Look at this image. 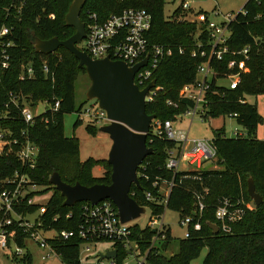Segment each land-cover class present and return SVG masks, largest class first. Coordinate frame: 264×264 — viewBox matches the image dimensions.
<instances>
[{
    "label": "trees",
    "instance_id": "trees-1",
    "mask_svg": "<svg viewBox=\"0 0 264 264\" xmlns=\"http://www.w3.org/2000/svg\"><path fill=\"white\" fill-rule=\"evenodd\" d=\"M72 0H0V29H12L9 36L14 42L9 51L10 66L0 76V111L7 100V94L27 97L32 106L59 101L57 112H46L37 116L32 124L25 125L17 112L12 111L10 120L0 119V127L9 128L13 135L19 137L21 131H26L28 140L38 148L35 168L25 171L38 186H51L50 176L56 172L61 180L69 185L79 183L90 187L95 184H110L111 167L106 160L88 159L80 162L77 158L79 145L76 138H66L63 134V116L74 112V84L77 76L85 73L78 67V61L64 48H58L54 53L43 56L35 52L33 44L36 39L49 40L57 37L60 41L74 34L73 28L65 26V15ZM164 0H86L80 13V20L86 24V14H95L99 20H104L110 14H118L124 9H143L152 17L151 30L148 35L150 44L175 46L170 57L160 63L152 80L158 88L153 100L146 104V113L154 115L163 122L172 120L184 111L183 106L168 107L166 101L178 102V92L186 84L193 83L196 78V68L199 58H192L198 30L195 24L169 22L163 13ZM2 7H8V13L2 12ZM244 15L239 13L236 21L231 24L230 49L234 51L249 47L246 67L238 89L229 91L216 89L210 96L209 118L216 119L230 114H236L235 122L245 131L244 137L225 136L224 128L213 132V144L216 148L217 165L219 169H203L201 171L177 172L174 175L164 169L166 150L173 143L165 139L152 137L147 145L153 154L147 157L144 175L146 180L139 179L140 187L131 186L132 199L141 207H146L152 216L163 213V206L144 201V192L157 194V189L151 187L157 179L173 180V188L167 199L166 209L180 211V218L191 216L195 209L194 196L204 195L206 209L201 218V229L192 232L189 238L178 242L177 252L166 256L164 253L170 247L173 239L165 230L164 244L154 247L148 254L149 264H191L206 249L203 264H264V141L255 137L256 126L260 122L254 105L245 102L244 94H259L264 90V0H247L243 5ZM204 30V27H200ZM71 32V33H70ZM202 38H207L204 32ZM184 49L179 54L177 48ZM229 58H225V61ZM46 63L48 73L43 70ZM30 66L33 77L20 81L22 67ZM218 68V67H217ZM222 67L220 66V69ZM215 89V88H214ZM216 92V93H215ZM224 94L223 99L221 95ZM82 107L77 110L80 113ZM80 122H75L76 127ZM86 127L89 134H96L95 125L89 123ZM151 140V142H149ZM102 167L103 174L94 177L92 170ZM141 168H138V171ZM22 170V165L15 156L0 157V179L10 176L14 171ZM142 171V169H141ZM252 178L255 191L262 198V204L247 211L244 218L232 226L229 235H213L208 224H214L213 206L223 197H242L250 202L247 195V180ZM64 198L53 188V194L47 203V213L42 217L45 226L56 230L75 231L77 217L82 203L72 208L63 207ZM37 207L23 208L33 213ZM72 213L71 219H65ZM59 216L54 224L51 218ZM153 233L148 228L134 224L131 227L130 240L140 252H145ZM25 234L20 230L16 233L15 242L23 248ZM83 241L74 237L58 247L60 260L64 264H80V247ZM117 261L126 256V252L117 249ZM23 264L30 263V256L24 254Z\"/></svg>",
    "mask_w": 264,
    "mask_h": 264
},
{
    "label": "built area",
    "instance_id": "built-area-1",
    "mask_svg": "<svg viewBox=\"0 0 264 264\" xmlns=\"http://www.w3.org/2000/svg\"><path fill=\"white\" fill-rule=\"evenodd\" d=\"M173 2L177 0H171ZM179 7L172 14L165 16L169 22L190 23L197 26L195 33L196 43L191 52L192 58H199L200 64L196 68V78L193 83L184 85L178 92V102L167 100L166 105L172 108L184 107L182 114L177 117H189L190 122L194 119L206 121L209 118L210 96L216 89L233 91L238 89L244 74L248 73L246 62L248 61L249 47L234 51L230 49L229 40L231 37L230 26L236 21L241 10L236 14H222L214 9L211 14L197 11L194 8L196 0H178ZM258 1V0H255ZM85 37L83 38L84 49L92 60L109 58L111 61L123 62L128 68L147 59L145 66H142L135 73L133 83L139 90L145 89L150 82L162 60L170 57L175 46L150 44L148 35L151 30L152 17L143 9H124L118 14H110L104 20H99L95 14H86ZM218 19L219 21H216ZM203 26L204 30L200 27ZM207 38H202L203 33ZM12 29L2 27L0 29V76L10 66L11 55L9 51L13 48L14 42L10 39ZM179 54H183L182 47L177 48ZM225 58H229L225 61ZM220 66L222 67L220 69ZM218 67V68H217ZM43 70L48 73L46 63ZM33 77V70L30 66L22 67L19 75L20 81L30 80ZM220 81H226V86L219 85ZM215 88V89H214ZM158 88L151 89L145 97L146 104L151 102ZM216 93V92H215ZM224 94L221 95L223 99ZM47 104L46 112H57L59 101L54 104ZM31 101L24 96L7 94V100L0 111V119H12V111L17 112L25 125L32 124L36 115L32 109L37 108L31 105ZM97 105V104H96ZM93 107V106H92ZM98 110L85 109L80 111L79 116H86L89 123L94 125L100 122L108 123L105 113ZM42 113V114H44ZM41 114V115H42ZM40 116V115H39ZM227 117L235 118L236 114ZM173 121L155 120L152 123L150 136L165 139L173 143L172 147L165 152L164 169L175 174L177 172L201 171L208 163L216 159V148L212 139H189L183 132H176L173 129ZM245 134L235 131L233 137H244ZM151 142V140L149 141ZM15 154L22 165V170L14 171L10 176L0 179V254L10 250V244L15 246L12 253L13 259L23 257L22 248L15 242L16 233L20 230L25 234V239L32 240L42 251V261L55 258L60 259L58 247L64 242L77 237L83 241V251L89 253L90 246L100 242H108L112 250H124L126 256L118 262L117 255L109 260V264H149L147 258L152 248L165 237V229L162 223L163 213L167 199L173 188V180L165 181L157 179L152 182L151 187L157 189L158 195L151 191L144 192V201L150 204L162 205L163 213L152 216L148 219L145 228L153 233L150 245L145 252H140L137 245L131 246L130 223L121 224L115 205L110 200H104L94 205L83 202L79 208L77 217L78 223L75 231L56 230L45 226L42 217L47 213V203H36L35 198L42 192L38 191V185L33 183L25 171L35 168L38 148L32 144L26 136V131H21L19 137L13 135L9 128L0 127V157ZM137 169V178L146 180L144 175L145 165L142 163ZM204 195L194 196L195 209L191 216L180 218L179 226L186 229L184 238H189L192 232L201 229V218L206 209ZM134 192L129 196L132 198ZM37 207L33 213L22 210L23 208ZM145 210L147 209L144 207ZM253 203L246 202L242 197H223L217 200L213 206V216L218 234L229 235L232 233V226L240 222L247 211H252ZM150 212V211H149ZM72 213H68L65 219H71ZM51 221L56 224L59 216L55 215ZM48 234L49 236L46 237ZM81 264V263H80Z\"/></svg>",
    "mask_w": 264,
    "mask_h": 264
},
{
    "label": "water",
    "instance_id": "water-1",
    "mask_svg": "<svg viewBox=\"0 0 264 264\" xmlns=\"http://www.w3.org/2000/svg\"><path fill=\"white\" fill-rule=\"evenodd\" d=\"M85 2L86 0H72L65 15V26L75 31L70 38L63 41L57 37L49 40L36 39L33 48L43 56L64 48L78 61V67L84 68L90 82L86 100L95 101L108 120L98 131L108 135L112 143L106 160L111 167L110 184H95L90 187L79 183L69 185L56 172L50 176L49 184L64 198L63 207L72 208L83 202L94 205L110 200L117 209L120 223L127 224L140 218L146 211L129 196V192L132 185L140 187L137 169L153 154L147 141L156 117L146 113L145 97L155 87V81L150 82L143 90H139L133 83L135 73L145 66L147 59L128 68L123 62L111 61L108 57L92 60L77 48L76 45L85 37L84 24L79 17ZM247 195L255 208L262 204L252 178L247 180ZM208 227L213 235L218 234L215 224H208ZM116 255V251L112 250L100 254L98 259L110 260Z\"/></svg>",
    "mask_w": 264,
    "mask_h": 264
},
{
    "label": "rangeland",
    "instance_id": "rangeland-1",
    "mask_svg": "<svg viewBox=\"0 0 264 264\" xmlns=\"http://www.w3.org/2000/svg\"><path fill=\"white\" fill-rule=\"evenodd\" d=\"M247 0H196L194 8L197 11H202L203 13L211 14V12L216 9L222 14H236L240 12ZM179 7V1L164 0L163 13L164 16L172 14ZM8 7H2V12L8 13ZM216 21H219L216 19ZM71 33V32H70ZM77 48L84 49L83 41L79 42ZM264 58V57H263ZM226 81H220L219 85L226 86ZM264 86V79H263ZM90 88V82L85 73H81L77 76V80L74 84V112L70 114H65L63 116V134L66 138H76L79 145L78 160L80 162L86 161L88 159L93 160H107L109 150L111 148V141L108 135L103 134L98 131V129L105 125V122H100L95 125L97 130L96 134L92 135L87 133L86 127L90 126L88 118L86 116H79L77 114L78 108L81 106V112L85 109H91L93 111L98 110L95 101H87L86 93ZM245 102L254 105L257 109V113L260 118L259 124L255 129V137L259 141H264V90L259 94H244ZM93 106V107H92ZM48 106L45 103H39L37 108L32 112L34 115L39 116L45 111H47ZM80 123L75 127V122ZM173 129L176 132H183L187 135L189 139H212L213 132L217 129L224 128L225 136L232 138L235 131L246 133V131L238 126L233 118L225 116L216 119L208 118L206 121H201L199 119H194L190 122L189 117H176L173 119ZM218 159L216 158L213 162L208 163L205 169L216 170L219 169L217 165ZM102 167H96L92 170V175L94 177H100L103 174ZM38 191L42 192L40 196L35 198L36 203H45L53 194L52 186H38ZM150 217V212L146 209L145 213L140 216L137 220L131 222L130 224L138 225L144 228ZM180 221V211L174 209H166L163 213L162 223L164 229L170 233L173 241L167 251H165L166 256H170L177 252L178 242L184 239L185 228L179 226ZM48 237L49 235L46 234ZM165 239L160 240L156 247H161L164 244ZM131 246L134 247L133 241L130 240ZM111 243L100 242L96 245L90 246L91 251L86 253L83 251V247H80L79 260L81 264H109V260H100L98 256L100 254H105L110 251L113 247ZM15 246L13 243L10 244V250L14 251ZM7 250L5 253L0 254V264H23L21 259H13L12 253ZM23 254H28L30 256L29 264H64L59 258H55L48 261H42V251L37 247V245L30 239H24L23 241ZM207 250L204 249L199 257L191 262V264H203V260L206 256Z\"/></svg>",
    "mask_w": 264,
    "mask_h": 264
}]
</instances>
